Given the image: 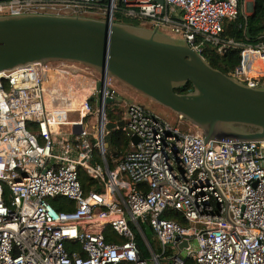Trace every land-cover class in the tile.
Returning a JSON list of instances; mask_svg holds the SVG:
<instances>
[{
  "label": "built area",
  "instance_id": "2783aa9c",
  "mask_svg": "<svg viewBox=\"0 0 264 264\" xmlns=\"http://www.w3.org/2000/svg\"><path fill=\"white\" fill-rule=\"evenodd\" d=\"M118 1L0 0V15L103 10L115 21ZM122 2L128 19L171 29L201 52L197 36L219 51L243 49L233 76L259 86L246 54L264 63V43L221 38L226 23L254 14L256 0ZM117 82L68 62L0 73V264H264V142H206L197 128L127 101ZM113 104L122 109L109 115ZM71 113L79 119L70 121ZM114 113L123 118L112 120ZM124 119L139 141L111 169L107 125ZM80 169L102 183V193H84ZM58 197L75 210H56L49 201ZM71 245L79 250L70 252Z\"/></svg>",
  "mask_w": 264,
  "mask_h": 264
},
{
  "label": "water",
  "instance_id": "95a60500",
  "mask_svg": "<svg viewBox=\"0 0 264 264\" xmlns=\"http://www.w3.org/2000/svg\"><path fill=\"white\" fill-rule=\"evenodd\" d=\"M49 62L80 64L116 79L201 129L206 142H264V84L224 74L186 39L157 28L68 15H0V73ZM189 83L192 91H176ZM107 131L127 133L133 145L139 141L126 119L110 121Z\"/></svg>",
  "mask_w": 264,
  "mask_h": 264
},
{
  "label": "trees",
  "instance_id": "16d2710c",
  "mask_svg": "<svg viewBox=\"0 0 264 264\" xmlns=\"http://www.w3.org/2000/svg\"><path fill=\"white\" fill-rule=\"evenodd\" d=\"M117 5L118 10L114 16L116 22L140 26V20L128 19L124 16V13H122L124 6L122 0H119ZM221 38L224 42L232 40L235 43L247 46H255L264 43V0H256L255 12L247 19L240 16L238 19L226 23ZM196 45L202 49V54L206 61L212 67L222 71L226 75L232 76L235 70L241 65L243 49L239 47L229 46L225 47L222 51H219L217 46L202 36L196 37ZM246 56L247 58H250L247 68L254 76L264 73V63H261L262 61L258 57L252 56L249 53H247ZM263 84L264 82H261L259 85ZM192 90L193 86L189 83L176 91L184 94ZM111 118L112 120H115L113 119V115H111ZM110 137L111 144L108 148L107 159L110 168L115 169L123 157L132 149V144L131 138L123 131L112 132ZM79 180L86 195L93 190L99 193H102L104 190L102 183L91 178L84 169L79 170ZM4 196L7 199V202H9V192L7 189L4 190ZM49 202L58 211L72 212L75 210V205L68 202L66 198L58 197L50 199ZM107 238L109 241H117V235L111 231L107 232ZM137 242L143 253L144 247L140 237ZM69 250L70 252L77 251L79 250V246L71 245ZM143 256L145 257L146 255L143 254Z\"/></svg>",
  "mask_w": 264,
  "mask_h": 264
},
{
  "label": "rangeland",
  "instance_id": "374dc122",
  "mask_svg": "<svg viewBox=\"0 0 264 264\" xmlns=\"http://www.w3.org/2000/svg\"><path fill=\"white\" fill-rule=\"evenodd\" d=\"M109 0H106V2L108 3ZM51 10H48L47 12L43 11V13H51ZM90 17H94V18H98V19H102L105 20L106 19V15L104 13L103 10H99L96 11L94 13L89 14ZM128 24V23H127ZM150 23L147 21H140V26H149ZM151 26V25H150ZM148 28V27H146ZM161 32L166 33L170 36H174L175 38H179L181 37L180 34H177L175 32H173L171 29H166V28H161L160 29ZM260 77L264 76V73L260 74ZM118 83V87H119V91L120 94L122 95V97H124L127 101H135L137 103H139L140 105L144 106L147 110L154 112L155 114H157L158 116H160L161 118H163L164 120H167L169 123H171L172 125H180L182 128L184 129H192L195 130L193 126H191L189 123H187L186 121H184L183 119H181L177 114H175L174 112H172L171 110H169L168 108L154 102L151 101L148 97L141 95L140 93L136 92L135 90L131 89L130 87H128L127 85L117 82ZM121 106H117L115 104L110 105L109 107V115L112 114V111L115 110H121ZM79 119V114L77 113H71L69 114V120L70 121H76ZM88 127L89 130L91 131V133H95L97 131V119L96 116H93L91 121L88 122ZM198 131V129H197ZM106 143L111 144V137L108 134L106 136ZM148 236L150 237V239L152 240V236H151V232L148 229L147 231ZM156 248H159V244L155 243Z\"/></svg>",
  "mask_w": 264,
  "mask_h": 264
},
{
  "label": "crops",
  "instance_id": "0c3cea01",
  "mask_svg": "<svg viewBox=\"0 0 264 264\" xmlns=\"http://www.w3.org/2000/svg\"><path fill=\"white\" fill-rule=\"evenodd\" d=\"M118 89H119V87H118ZM74 106H78V101H75L74 102ZM115 115H113L114 116V118L113 119H115V120H121L122 118H123V116H120L119 114H117V113H114Z\"/></svg>",
  "mask_w": 264,
  "mask_h": 264
},
{
  "label": "bare ground",
  "instance_id": "6f19581e",
  "mask_svg": "<svg viewBox=\"0 0 264 264\" xmlns=\"http://www.w3.org/2000/svg\"><path fill=\"white\" fill-rule=\"evenodd\" d=\"M247 70H248V68H247ZM248 73H249V75L254 76L249 70H248ZM198 132L203 133V131L201 129H198Z\"/></svg>",
  "mask_w": 264,
  "mask_h": 264
},
{
  "label": "flooded vegetation",
  "instance_id": "af4514ba",
  "mask_svg": "<svg viewBox=\"0 0 264 264\" xmlns=\"http://www.w3.org/2000/svg\"><path fill=\"white\" fill-rule=\"evenodd\" d=\"M264 82V81H263ZM261 82L259 81V84H260Z\"/></svg>",
  "mask_w": 264,
  "mask_h": 264
}]
</instances>
